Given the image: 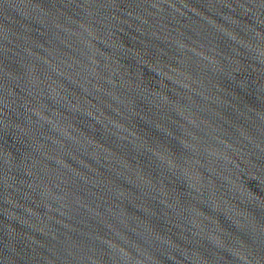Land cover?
<instances>
[{
	"label": "water",
	"instance_id": "95a60500",
	"mask_svg": "<svg viewBox=\"0 0 264 264\" xmlns=\"http://www.w3.org/2000/svg\"><path fill=\"white\" fill-rule=\"evenodd\" d=\"M0 236L264 246V0H0Z\"/></svg>",
	"mask_w": 264,
	"mask_h": 264
}]
</instances>
